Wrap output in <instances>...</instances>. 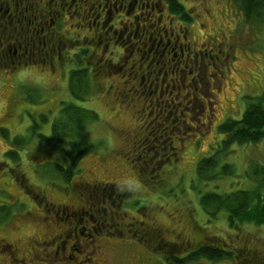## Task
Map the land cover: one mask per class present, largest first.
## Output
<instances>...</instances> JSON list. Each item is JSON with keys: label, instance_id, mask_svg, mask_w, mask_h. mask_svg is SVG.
Here are the masks:
<instances>
[{"label": "rangeland", "instance_id": "rangeland-1", "mask_svg": "<svg viewBox=\"0 0 264 264\" xmlns=\"http://www.w3.org/2000/svg\"><path fill=\"white\" fill-rule=\"evenodd\" d=\"M59 1L44 0L53 10ZM68 1L54 28L42 33L31 29L37 39L34 44L17 47L13 62L20 66L15 75L28 80V86L20 87L17 95L4 93L12 104L8 108L7 102L0 103V125L15 140L14 145L0 135V161L14 168L7 177L9 171L0 162V264H10L12 252L27 263L35 257L32 264H74L66 260L70 255L80 264H177L172 254L185 258L189 248L210 239L237 250L247 247L253 264H264V227L242 223L232 228L224 211L209 221L200 202L208 193L264 190V139L228 145L220 131L222 124L240 119L255 99L264 96V20H246L233 0H176L190 22L173 17L169 10L164 19L155 15L161 26L181 35L175 59L165 69L167 65L160 61L162 48L158 50L154 41L140 48L148 63L133 64L137 47L135 57L125 65L131 56L124 44L126 35L103 32L99 40L101 29L89 27L99 10L96 0L86 4L90 17L75 12L81 0ZM141 4L129 17L146 18L150 8L144 4L139 9ZM25 8L21 4V11ZM0 15L11 17L5 8ZM120 19L115 15L113 21ZM81 22L84 27H73ZM186 42L195 52L212 45L222 56L203 60L206 76L183 75L181 93L188 95L178 104L182 97L177 98L176 89L170 93L169 83L170 78L180 81L182 74L166 76V72L175 65L186 71L192 58L184 59L187 56L178 51ZM79 83L75 96L72 87ZM190 85L198 88L196 100L189 94ZM25 94L28 106L20 99ZM65 103L97 114L84 128L82 144L88 151L69 177L56 169V165L66 168L68 142L79 139L76 132L62 130ZM9 113L11 117H5ZM10 146L18 150L16 155H2ZM213 156L218 165L210 172L205 167L208 176L217 175L226 165H231L230 173L203 179L200 161ZM53 238L57 247L51 243ZM33 239L43 244L33 246ZM65 242H69L67 251L73 246L66 257L58 252ZM200 263L235 264L229 258Z\"/></svg>", "mask_w": 264, "mask_h": 264}, {"label": "flooded vegetation", "instance_id": "flooded-vegetation-1", "mask_svg": "<svg viewBox=\"0 0 264 264\" xmlns=\"http://www.w3.org/2000/svg\"><path fill=\"white\" fill-rule=\"evenodd\" d=\"M75 2V0H73ZM89 1L91 0H81L80 1V5L77 6V9L75 10V12L77 13H81L83 14L84 17H90L91 12L89 11V9L86 7L87 3H89ZM93 1V0H92ZM60 3L55 6L56 10L51 9L50 7L47 8V5L44 0H0V10H3V8L6 9V13H8L9 15H11L10 18L8 19H4L2 18V16L0 15V103H6V106L8 108L9 105H12L11 103L8 102V98H6L4 96V93L7 91L12 92L14 95L18 94V90L20 87L23 86H28V80H26L25 78H20V76L15 75L18 71V69L16 67L20 66V63H17V65L15 66V62H13V57L15 55H17L18 52V48L17 47H21V46H29V45H33L34 42L37 39L31 34L29 33L31 31V29L35 30V29H41V33L42 32H49L50 28H54L56 26V23L59 22L60 19H62V17L64 16L61 11H65V7H67V5L69 4L68 0H60ZM73 2V4H74ZM96 4L98 5V11L96 12L97 14L95 15V17L90 21L89 23V27L92 28V26H98L99 29H101V34L97 35V38L100 40L103 36V32L105 33H110L113 36H120L123 37L124 35H126V39L124 41V44L126 45V49L129 50V53L131 54L130 57L126 58V61L124 62V64H129L133 58L135 57L134 51L135 49H137V58L134 59V63L133 64H137V63H148L150 60H148V55L146 57H143L141 55V50L140 48L143 46H147V44H149L151 41H154V44L156 45V47L158 48H162L161 52L162 55L160 54L159 58L160 61H163V64H166L167 66H164V68H168V66L170 65V63H173L172 60L175 59V55L176 52L174 51L175 47L178 46L179 42H180V32H173L171 31V29H167V26H161V19L157 17H155V15H159L161 17H167L168 14L166 15V12L168 11L169 14L173 15L171 12V8L169 7V4H166V0H105L106 2V6L104 5V3L102 2V0H96L95 1ZM142 3L139 7V9L144 8L147 4L146 7L150 8V12L146 15V18H141L139 19V17L136 15V19L138 20H143V24H137V20L131 16L130 14L132 12H134L135 10L138 9V4ZM21 4L26 5V8L23 9V11H21ZM72 5H69L70 7H73ZM68 6V7H69ZM112 8L109 10V7ZM168 8V9H167ZM167 9V10H165ZM124 14H126L127 21H123V18L125 17ZM120 17L121 19L118 21H113L114 16ZM176 17V16H173ZM82 20L84 21V19L82 18ZM114 22V23H113ZM184 22V21H183ZM113 25H109L112 24ZM153 23V24H150ZM186 23V22H185ZM85 23L81 22V23H77V25H73V27L77 28H81L84 27ZM112 26H115L116 29L112 30ZM180 27V26H179ZM179 27H176V29H179ZM152 29V30H151ZM25 30H27L25 32ZM180 30V29H179ZM183 30V29H182ZM129 31V32H128ZM95 32V31H93ZM170 34V35H169ZM50 35V34H49ZM171 37L174 40H171ZM52 37V35L49 36V38H47V41L50 40ZM138 38V39H136ZM155 38V39H153ZM136 39V42H135ZM183 39L185 41H187V37L183 36ZM172 41H174V46L171 47ZM203 44V43H202ZM202 44L199 47H202ZM209 45V44H208ZM153 46V44H152ZM191 42H186V43H182L180 44L179 47V52L181 53V57H183L184 55L187 56L184 59H191L192 61L188 60L187 64H186V71L185 69H179L177 68V66H172L170 67V72H166V76L169 75L171 73V76L174 75H178L180 76L182 74L181 80L180 81H175V79L170 78V83H169V87H170V93L176 89L178 94L177 98L179 99V97H182L181 102L179 101L178 104H182L183 101V95H188L186 92V94H182V88L184 86L183 83V75L186 72H190L191 74L193 73L194 75L196 74V76L198 77H202L205 75L206 76V71H205V66H204V61L203 60H211L213 61V59H217V56H222V51L220 49H218L217 53L216 50L212 49V45L208 46L209 50H202L200 52H195L192 50L191 48ZM129 47V49L127 48ZM22 48V47H21ZM158 48V50H159ZM220 48H221V44H220ZM186 49V50H184ZM158 52V51H157ZM144 53V52H142ZM216 56V57H214ZM21 57V55H20ZM26 58V56H25ZM121 57H119L120 59ZM118 59V61H119ZM124 59V58H122ZM27 60V58H26ZM226 61H229V59H225ZM14 65V67H13ZM149 68V72L151 74H154V71H150V69L152 68V66L148 65ZM223 67H221L219 69V71L222 69ZM173 69V70H172ZM217 69V66L215 67V70ZM228 72L229 70L226 69ZM176 74H175V73ZM20 74V73H19ZM204 74V75H203ZM230 75V74H229ZM18 76V77H17ZM135 79L138 80L139 77L134 76ZM141 78L143 80L146 79V75H141ZM200 79V78H199ZM202 78V82H203ZM194 80V79H193ZM172 87V89H171ZM186 87V85H185ZM198 90L197 86L196 88L194 87V85H190L189 86V94L194 95V98L196 100V96L194 93H196V91ZM17 91V94H16ZM27 95L25 94L23 97H20V99L22 101H26L27 102V106H28V100H27ZM193 98V99H194ZM195 100H193V104L194 106H197L195 104ZM192 103V101H191ZM0 107H2L0 105ZM185 108H187V106H184ZM214 112V109L212 110V113ZM158 113H160V110L158 111ZM5 117L9 118L11 117V114H7L5 115ZM7 129L5 128V126L0 125V135L3 137L1 138V140L3 141H7L9 140V143H13V138L12 136L7 137V135L5 134V131ZM8 138V139H7ZM13 152L15 154H13ZM18 152V150L15 149V146L12 147L10 146L9 149H6L4 151H2V155H13L15 156L16 153ZM31 157H29L30 159ZM33 158V155H32ZM4 163L3 165L5 166L4 168L8 169V174L7 177H10L11 173H13L14 168L10 167V165L8 163L2 162ZM94 229V228H93ZM76 231H74L75 233H77L78 229H75ZM95 231H97V229H94ZM159 233V232H158ZM66 235V234H64ZM70 233L67 235L68 239L70 240ZM61 236V235H60ZM91 237V236H90ZM1 241L4 242L3 239H1ZM56 239L53 238L52 240V245H56ZM33 246L38 242L40 244H43L42 240L39 241L38 239H33L32 240ZM55 244H54V243ZM66 244H69V242H65V244L59 247L58 252L62 254V256L66 257V253L68 252H72V248L73 246L69 247L70 251H67L65 249ZM97 245L96 243H93V246ZM11 246V245H10ZM31 247L30 251L33 252L34 247ZM99 248L100 246L97 245ZM2 249V248H1ZM57 250V248H56ZM15 252H12L11 257H9V262L10 264H14V262H18L20 264H32L35 261V257L31 259V261L29 263L22 261L21 259H17L14 254ZM85 258H87V256H84ZM72 259L74 264H80V262L77 263V258L76 257H72V255H70V257H66V260H70ZM14 261V262H13ZM106 264H111L110 261L106 262ZM116 264V263H113Z\"/></svg>", "mask_w": 264, "mask_h": 264}, {"label": "trees", "instance_id": "trees-1", "mask_svg": "<svg viewBox=\"0 0 264 264\" xmlns=\"http://www.w3.org/2000/svg\"><path fill=\"white\" fill-rule=\"evenodd\" d=\"M233 1L240 6L242 10L241 13L245 16L246 20H251L253 22H262L264 20V0ZM169 7L174 16L182 18L186 23L190 22L191 18H189L187 11H185L179 1L169 0ZM72 89L76 96L78 89H81V83L77 86H73ZM96 115L97 114L92 110L84 109L73 103H65L63 105L62 121L64 126L62 130L68 132L67 134H69V132H76L79 136L77 141L68 142L71 149L66 152L67 160L69 161L66 164V168L56 165V169H59V172L64 176H70L71 172H73V167H76V163L88 151L85 152V148L82 144L84 128H86L87 122L96 119ZM220 131L226 136V140L228 139V141H226L228 145L235 143L238 145L257 144L263 140L264 96L255 99L244 111L240 119L230 120L222 124ZM45 139L48 138L45 137ZM207 161L209 162L207 163ZM217 165L218 163L215 156L203 159L200 161L198 167L199 174L203 179L217 178L219 174L229 175L231 165L224 166L217 175L208 176L209 172L214 170ZM207 166L209 169L207 171L209 172L206 173L205 167ZM261 183L264 184V180H262ZM200 202L203 211L208 215L209 221L216 218L220 214V211H224L228 215L227 222L232 228L240 226L242 223H255L256 225L264 227V190L260 192L258 189L254 191V189L246 190L241 188L229 194L217 195L215 193H208L202 196ZM207 242L208 243H206V241L203 244L201 243L199 247L189 248L190 251L186 254L185 258L177 259L173 254L172 258L176 259L177 264H202L200 263L202 259L209 263H215L221 261L223 258H229L231 261L234 260L235 264H247L248 262L246 260L250 262L249 264H253L254 262L253 253L249 249H246L247 247L237 250L236 248L234 249L233 246L231 247L225 243L212 239L207 240ZM184 246H187V242Z\"/></svg>", "mask_w": 264, "mask_h": 264}]
</instances>
